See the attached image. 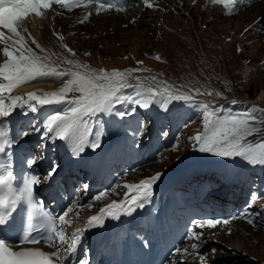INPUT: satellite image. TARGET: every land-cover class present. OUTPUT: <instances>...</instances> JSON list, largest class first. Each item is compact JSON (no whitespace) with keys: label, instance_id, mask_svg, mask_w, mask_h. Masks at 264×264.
Wrapping results in <instances>:
<instances>
[{"label":"rangeland","instance_id":"374dc122","mask_svg":"<svg viewBox=\"0 0 264 264\" xmlns=\"http://www.w3.org/2000/svg\"><path fill=\"white\" fill-rule=\"evenodd\" d=\"M225 3V0L157 1L154 3L155 12L159 11L157 16L154 12H147V16L142 14L138 24L132 19H137L136 14L134 17L122 16L119 20L113 18L108 23H103L102 18L89 19V16L88 19L80 16L82 20H79L80 17L72 18V14L62 16L64 21L58 24V28L64 39L50 45L52 51L60 50L59 58L56 59L58 64L40 50L48 58L46 62L56 67L58 72L65 70L63 68L71 71L81 67L83 74L128 73L126 82L128 85L133 84L125 89L126 94H131L128 96L134 95L135 92L131 91L135 89L132 87L134 85L160 91L172 86V91L193 95L195 107L190 111L186 130L181 136L177 132L170 137V128L167 129L163 136L165 149L159 155L161 162L150 165L143 173H137L140 177L147 179L164 168L180 166L200 152L192 139L204 132L203 121L200 123L198 118L202 111L201 107L196 106L198 103L207 102L217 115L223 116L228 113H225V107L220 106V101H228L234 106L242 105L239 112L229 115L243 114L255 105L254 114L264 120V104L257 101L261 94L264 95V3L261 9H252L250 6L240 11L230 10ZM161 4L169 8L167 13L161 10ZM257 4L253 3V6ZM3 63L4 59L0 58V64ZM194 89H199L203 95H194ZM78 95L73 93L69 97ZM125 110L138 113L149 111L143 123L144 131L159 113L166 112L158 102L148 109L131 105ZM100 121L98 132L106 135L119 131L127 119H121L113 113L110 118ZM255 127L261 131L248 136L244 140L245 144L264 141V123L256 124ZM98 209V206L82 209L78 222H82L87 213ZM237 232L233 238L222 242L217 237H211L218 250L216 257L219 260L230 258L224 261L225 264H229L228 261L231 264L264 262V232L247 226Z\"/></svg>","mask_w":264,"mask_h":264},{"label":"snow or ice","instance_id":"6c2138e0","mask_svg":"<svg viewBox=\"0 0 264 264\" xmlns=\"http://www.w3.org/2000/svg\"><path fill=\"white\" fill-rule=\"evenodd\" d=\"M148 7V0H142ZM235 3L236 0H230ZM96 3L97 12L102 9L113 7L110 0H0V29H6L10 35L5 36L0 31V43L4 46L0 48V58L4 63L0 64V118H7L19 107L21 116L29 112L36 113L38 106L63 105V107L46 116L41 124L42 140L39 147L44 146L45 140L55 141L57 138L66 141L70 146V153L73 157H78L88 147L95 149L99 147L100 136H96L94 142L88 143L86 137L88 121L98 114L111 115L115 112L116 106L123 103H131L142 109H148L153 103H159L167 111V105L173 101L195 102L193 95L183 94L179 90L172 91V86H166L163 91L159 89H143L139 85L132 86L135 93L132 96L125 94V89L129 87L126 82L128 73L114 71L112 73H72V78L64 83L58 91L46 92L43 95L31 93L27 97H11L10 93L23 84H27L38 78L52 75H66L68 73L58 72L57 68L47 63V57H41L28 46L23 32L26 19L30 15L42 17V10L50 9L53 4H59L71 11L74 7L82 4ZM117 10H120L117 8ZM29 38L37 48L40 45L29 34ZM63 40V36L58 37ZM43 51V49H40ZM71 52L70 49H68ZM73 55H75L73 53ZM159 59V57H155ZM71 63V61H68ZM155 79V78H153ZM78 93V96L69 98L70 94ZM194 95H203L199 89L193 90ZM211 94V93H209ZM201 107L203 117L204 132L193 137L196 149L203 153H209L216 157L225 159H235L237 157L246 160L250 164L264 165V141L255 144H245L244 140L253 134L259 133L260 128L256 124L264 123L258 118L254 111L257 106L237 115H217L216 110L209 106L207 102L198 103ZM116 115L123 119L127 112H116ZM34 127V126H33ZM144 125L141 123V129ZM7 125L0 123V154H4L7 159L0 161V264H55V260L60 259L59 248L64 245L68 253H74L82 239V232L77 231L71 237L66 234V229L72 223L68 219L72 208L69 207L59 216H52L43 210V204L34 199L35 186L41 180H50L59 167L55 162L48 169L46 175L41 178L34 173H29L22 177L19 187L14 186L17 177L13 171L12 153L9 151L20 139L28 135L27 130H21L16 137H10L6 131ZM40 131L38 128H34ZM50 134V135H49ZM140 134V133H138ZM166 134V133H162ZM35 155L26 157L25 164L31 167L35 163ZM162 173L143 180L138 185L125 184L124 188L130 195L124 197L123 202H113L111 205L101 210L100 215L92 216L88 221L89 227L102 226L104 219L111 217L118 220L120 215H131L137 208H143L146 203H150L153 194V186L159 182ZM87 191V185L84 186ZM107 196L106 192L96 195L95 200L99 201ZM253 197L249 201L251 206ZM24 205L25 228L19 236V242H13L6 233H11L14 229L13 214L17 211L18 205ZM84 207V205H80ZM91 208L92 205H87ZM232 219H245L249 224H254V219L247 210L230 219H205L192 222V230L185 234L188 240H199L203 232H197L196 228L210 227L217 225H227ZM44 222L42 228H38L37 221ZM36 233V234H34ZM71 240V243L68 241ZM43 244L51 248H56L55 252H45L39 249L27 248L24 250H13L22 244ZM192 254L201 255L197 250V245L192 244ZM214 251V250H213ZM181 252V249H176ZM183 252L188 253L184 248ZM78 264H88V260L82 259Z\"/></svg>","mask_w":264,"mask_h":264},{"label":"bare ground","instance_id":"6f19581e","mask_svg":"<svg viewBox=\"0 0 264 264\" xmlns=\"http://www.w3.org/2000/svg\"><path fill=\"white\" fill-rule=\"evenodd\" d=\"M130 1H131V3H129V6L134 8V11H132V12H129V11H116V10H112V9H102V10L99 11V14L97 12L98 6L97 5H93V4H88L85 7L83 5V3H82L78 7H76L75 9H73L71 11L67 10L66 8L62 7L59 4H53L50 9L42 10V12H43L42 17H36L35 15H30L26 19V22H25V24L23 26L24 28L27 29V31L23 32V34L25 36V39L28 41V46L31 47L32 50L34 52H36L37 55H39L41 57H44L43 53H45V54L47 53L49 56H51L52 60L54 59L53 61L58 64V61L56 59L59 58L60 50L52 51V49H50V45L53 44V42L56 41V40L59 41L60 39L58 37L62 36L59 33L60 29L58 28V24L63 23V21H64L62 19V16H67V15L72 14L73 15L72 18H79L80 16L81 17L85 16V17H87V19H88V16H89V19H97V18L100 19V18H102L101 20L103 21V23L104 22L108 23L110 20L112 21L113 18L119 20V19L122 18V16H124L125 18L129 17V16L130 17H132V16L134 17V15L136 14L137 15V19H135V18H132V19H134L136 24H138L139 21H140L139 17H141L142 14H145L147 16V14H149L150 12H154V14L158 13L159 11L155 12V10H154V5H155L154 3L157 2V1H163V0H148V4H151L152 7H148L146 4H144L142 2V0H130ZM132 1H133V3H132ZM167 1H169V0H167ZM213 1L216 2L217 0H213ZM262 1L263 0H254V1L250 2L249 5H247V6L244 5V9L246 10V9L250 8V6L253 7V8L251 7L252 9H256V8L261 9V4L264 3ZM257 2L259 4L253 6V3H257ZM161 6H162L161 10H163L164 13H167L169 11V8L165 4H161ZM143 7H144V9H142ZM79 9H81V11L78 13L77 11ZM146 9H149V11H145L144 12V10H146ZM238 11H240V9ZM147 12H149V13H147ZM112 14L117 15L118 17L112 16ZM156 16H157V14H156ZM81 17L79 18V20H82ZM67 24H69V22ZM38 28L39 29L41 28L40 31H37ZM0 31H3L5 33V36L10 35L7 32L6 29H0ZM29 34L40 45V48H37L36 44H33L32 40H29L30 39L29 38ZM40 49H43V51H42L43 53L40 51ZM63 69L66 70V68H63ZM67 73L68 74L65 75L66 78H64V80H66V81H68L69 79L72 78V76H71L72 73H81V74H83L84 72L82 71V68L79 67V69H76V70L72 69L70 72H67ZM63 76L64 75H60V76L52 75V76H47L45 78H38L36 80L31 81V83L29 82L27 84H23V85H21L19 87H16L10 93V96L11 97H15V96L27 97L31 93H37V94L43 95V93H46V92L58 91L61 87L64 86V83L66 82V81L65 82L63 81L64 82L63 84L59 82L60 79ZM42 79H56L57 83H42V82L35 83L36 81H39V80H42ZM69 98H73V97H69ZM257 101L264 104V95L261 94ZM51 106H52L51 108H56V106H59V105H51ZM68 151L70 153V146H69V150ZM131 176L134 179H136V180H139L141 178L139 176V174H135V175H131ZM132 177H129V178H132ZM126 180H127V178H126ZM138 183L139 182L133 183L131 185H137ZM114 201L115 200H112V201L104 200V202L101 203V204H104L103 206L105 207L107 205L108 206L111 205ZM88 218H90V214H86L84 216L85 220L88 219ZM237 228H242V226L241 225H237V227L234 228V229H230L229 227L225 226V227H223L222 230H220V229H218L216 227V230L207 231V232H211V236H213V237L215 235H217L218 241L222 242L224 239L231 238V237L233 238L235 233L238 234V232H236V230H235ZM241 230H243V229H241ZM77 231H78V229H76L75 225H70L68 227V229H66V234H67L68 237H71L72 234L76 233ZM239 240H241V236H240Z\"/></svg>","mask_w":264,"mask_h":264},{"label":"clouds","instance_id":"9594fccd","mask_svg":"<svg viewBox=\"0 0 264 264\" xmlns=\"http://www.w3.org/2000/svg\"><path fill=\"white\" fill-rule=\"evenodd\" d=\"M248 210L250 212L260 211L263 216H262L261 219L260 218L259 219L258 218L254 219V224H249L247 222V220H245V219H234L229 224L223 225V227L226 226V227H229L231 229H234V228L237 227V225H241L242 228L235 229L236 232L237 231H242L240 229H243L244 226L250 227L251 229H255L256 231L264 232V198L260 199L257 203L252 204L248 208ZM223 227L220 228V227L217 226V228L220 229V230H222ZM213 229L216 230V227L213 228ZM214 230H210V231H214ZM211 237H213V236H211V232H210V235H209L208 232H206V234L203 235V238L205 239L204 252L206 254H208V255H213L214 252H216V254L214 255L215 256L214 260H217L219 264H225L224 261L231 260L230 258L219 260V258L216 257V256H218V250L216 249V245H214L215 242H214L213 239H211ZM214 237H217V235H215ZM218 247H220V246H218ZM227 263L231 264V262H229V261ZM259 264H264V262H261Z\"/></svg>","mask_w":264,"mask_h":264}]
</instances>
